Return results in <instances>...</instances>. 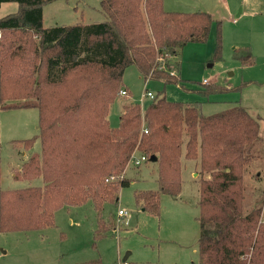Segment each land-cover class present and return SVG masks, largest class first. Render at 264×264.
Masks as SVG:
<instances>
[{
  "label": "trees",
  "instance_id": "trees-1",
  "mask_svg": "<svg viewBox=\"0 0 264 264\" xmlns=\"http://www.w3.org/2000/svg\"><path fill=\"white\" fill-rule=\"evenodd\" d=\"M10 2L16 12L0 17V110L36 108L37 136L12 145L27 153L38 139L40 152L28 155L12 178H40L41 185L0 190V233L51 227L58 209L90 199L97 242L112 226L101 217L103 205L115 204L130 184L124 172L132 157L155 158L158 190L134 195L155 216L160 194L179 195L184 158L196 162L198 175L199 264H264V191L256 204L258 190L244 183L259 122L243 107L203 116L199 102H170L161 92L144 110L124 105L117 127L108 122L130 66L144 81L191 91L176 57L187 43L206 42L215 23L218 58L221 23L204 11L168 12L162 0H101L99 23L44 28V0H0V6ZM239 52L250 65L248 51ZM202 86L193 89L202 98L234 90Z\"/></svg>",
  "mask_w": 264,
  "mask_h": 264
},
{
  "label": "rangeland",
  "instance_id": "rangeland-1",
  "mask_svg": "<svg viewBox=\"0 0 264 264\" xmlns=\"http://www.w3.org/2000/svg\"><path fill=\"white\" fill-rule=\"evenodd\" d=\"M44 1V28L90 25L103 19L101 0ZM162 3L168 12L204 11L220 22L219 57L213 56L214 23L206 42L187 43L176 57L180 63V78L191 91H183L177 85L164 86L157 80L144 81L135 67L126 68L122 77L126 95H118L110 105L109 125L117 127L122 107L131 102L144 110L150 103L144 96L146 92L153 95L163 92L170 102H199L203 116L243 107L259 122V141L250 147L244 183L258 190L260 199L258 197L256 204H260L261 191H264V0H162ZM16 10L14 2L1 4L0 17ZM239 51H248L250 65L241 62ZM207 84L234 90L208 98L193 91ZM37 117L35 107L0 110V190L41 185L40 178L31 181L12 178V171L18 169L28 155L40 152L38 139L28 155L21 147L12 145L14 141L37 136ZM195 163L182 158L180 193L177 196L160 194L157 216L142 211L134 199L136 192L158 190L157 166L150 161L138 166L130 163L124 172L130 184L119 189L115 204L103 205L101 217L112 225L103 239L96 242L93 238L98 214L92 201L87 199L81 205L58 209L51 227L0 233V264H199V193ZM251 174L255 179L260 178L259 183L253 182ZM118 210L127 212L126 224L117 217ZM127 253L126 261L122 262Z\"/></svg>",
  "mask_w": 264,
  "mask_h": 264
},
{
  "label": "built area",
  "instance_id": "built-area-1",
  "mask_svg": "<svg viewBox=\"0 0 264 264\" xmlns=\"http://www.w3.org/2000/svg\"><path fill=\"white\" fill-rule=\"evenodd\" d=\"M119 95H126V91L124 90V89H121L120 91H119ZM145 97H147V98H149L150 100H153L154 99V97H155V95H153L152 93H150V92H146V94L144 95ZM147 133V131L145 130L144 131V134H146ZM146 159L147 158H145V157H140V158H136V157H132L130 160H131V162L130 163H132V164H134V165H136V166H138V165H140V164H142L143 162H145L146 161ZM117 217L119 218V219H124V223L126 224L127 223V221H128V216H127V212L126 211H123V210H118V212H117Z\"/></svg>",
  "mask_w": 264,
  "mask_h": 264
},
{
  "label": "water",
  "instance_id": "water-1",
  "mask_svg": "<svg viewBox=\"0 0 264 264\" xmlns=\"http://www.w3.org/2000/svg\"><path fill=\"white\" fill-rule=\"evenodd\" d=\"M149 161H150V162H155V158H150ZM128 255H129V253H127V254L124 256V258L122 259V262H125V261H126Z\"/></svg>",
  "mask_w": 264,
  "mask_h": 264
},
{
  "label": "crops",
  "instance_id": "crops-1",
  "mask_svg": "<svg viewBox=\"0 0 264 264\" xmlns=\"http://www.w3.org/2000/svg\"><path fill=\"white\" fill-rule=\"evenodd\" d=\"M20 109H25V108H20ZM37 129V128H36ZM24 140V139H23ZM29 152L26 153V155H28ZM22 156L24 157L25 156V153H22ZM195 175V174H194Z\"/></svg>",
  "mask_w": 264,
  "mask_h": 264
}]
</instances>
